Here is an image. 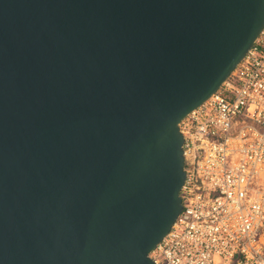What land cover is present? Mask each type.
<instances>
[{"label": "water", "instance_id": "obj_1", "mask_svg": "<svg viewBox=\"0 0 264 264\" xmlns=\"http://www.w3.org/2000/svg\"><path fill=\"white\" fill-rule=\"evenodd\" d=\"M263 27L264 0H0V264H154L178 124Z\"/></svg>", "mask_w": 264, "mask_h": 264}, {"label": "built area", "instance_id": "obj_2", "mask_svg": "<svg viewBox=\"0 0 264 264\" xmlns=\"http://www.w3.org/2000/svg\"><path fill=\"white\" fill-rule=\"evenodd\" d=\"M178 126L182 207L148 256L154 264H264V27Z\"/></svg>", "mask_w": 264, "mask_h": 264}]
</instances>
